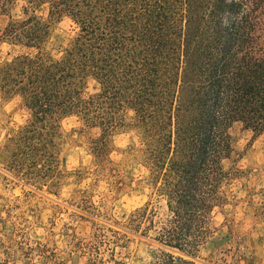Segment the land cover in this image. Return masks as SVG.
Segmentation results:
<instances>
[{"label":"trees","instance_id":"obj_1","mask_svg":"<svg viewBox=\"0 0 264 264\" xmlns=\"http://www.w3.org/2000/svg\"><path fill=\"white\" fill-rule=\"evenodd\" d=\"M0 12V42L19 49L0 60V91L30 112L22 132L49 134L77 117L101 131L92 150L106 164L109 138L136 130L169 214L156 220L148 204L126 226L155 233L164 250L154 264H190L183 254L208 241L223 186L240 172L226 165L232 128L264 132V0H0ZM64 18L77 31L54 55Z\"/></svg>","mask_w":264,"mask_h":264},{"label":"rangeland","instance_id":"obj_2","mask_svg":"<svg viewBox=\"0 0 264 264\" xmlns=\"http://www.w3.org/2000/svg\"><path fill=\"white\" fill-rule=\"evenodd\" d=\"M7 21L0 12V30ZM76 31L62 19L48 50L59 54ZM18 51L0 42V60ZM96 88L90 82L87 91ZM30 116L20 97L0 91V264H154L164 250L155 233L126 226L148 204L156 220L169 214L139 156V133L116 132L109 162L99 164L92 150L98 128L69 117L49 134L31 136L22 132ZM231 132L234 154L226 165L240 172L223 186L227 200L211 215L208 241L196 256L183 254L190 264H264V132L241 124Z\"/></svg>","mask_w":264,"mask_h":264}]
</instances>
